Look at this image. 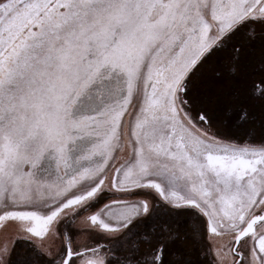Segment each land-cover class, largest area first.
<instances>
[{"label":"snow or ice","instance_id":"obj_1","mask_svg":"<svg viewBox=\"0 0 264 264\" xmlns=\"http://www.w3.org/2000/svg\"><path fill=\"white\" fill-rule=\"evenodd\" d=\"M0 264H264V0H0Z\"/></svg>","mask_w":264,"mask_h":264},{"label":"rangeland","instance_id":"obj_2","mask_svg":"<svg viewBox=\"0 0 264 264\" xmlns=\"http://www.w3.org/2000/svg\"><path fill=\"white\" fill-rule=\"evenodd\" d=\"M79 242L81 244H83V243H86L87 241H86V238L85 237L81 236V237H79Z\"/></svg>","mask_w":264,"mask_h":264}]
</instances>
